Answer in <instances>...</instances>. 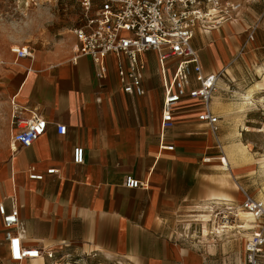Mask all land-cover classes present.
<instances>
[{"label":"crops","instance_id":"1","mask_svg":"<svg viewBox=\"0 0 264 264\" xmlns=\"http://www.w3.org/2000/svg\"><path fill=\"white\" fill-rule=\"evenodd\" d=\"M239 2L242 10L236 21L209 33L198 30L193 38L205 73L229 63L227 31L247 21L245 4ZM263 17L254 15L247 35ZM247 39L243 45L255 46ZM75 42L71 32L38 55L18 59L11 50L18 81L7 147L11 156L0 168V182L8 181L10 190L0 191V204L18 207L20 232L29 246L65 247L92 254L102 264H183L187 256L174 236L181 235L176 225L185 209L209 199L210 127L198 119L199 103L185 99L175 110V125L164 131L156 53L142 57L146 93L141 96L122 89L113 60L108 77L97 78L90 57L74 59ZM220 90L219 81L211 106L221 122L225 105L218 100ZM16 108L25 116L36 111L48 121L46 133L29 147L13 141ZM58 125H65L67 132L59 133ZM12 145L16 148L10 149ZM79 145L85 148L82 164L73 159ZM51 168L57 171L47 173ZM32 173L45 177L32 179ZM127 176L145 187H127ZM1 230L9 253L0 215Z\"/></svg>","mask_w":264,"mask_h":264},{"label":"built area","instance_id":"2","mask_svg":"<svg viewBox=\"0 0 264 264\" xmlns=\"http://www.w3.org/2000/svg\"><path fill=\"white\" fill-rule=\"evenodd\" d=\"M85 19L71 32L76 37L73 57H90L99 79L108 77L113 60L119 84L126 93L145 95L146 63L143 56L156 53L164 99L161 127L164 131L175 125V110L185 99H194L201 108L198 119L208 123L211 131L220 129V118L212 111L211 102L219 89L220 73H205L193 38L198 30L209 33L227 22L236 21L242 3L236 0H79ZM260 18L250 27L248 42L258 43ZM246 46V45H245ZM18 59L31 57L27 47L11 49ZM25 116L16 108L13 120L16 131L13 141L24 147L33 145L46 133L48 121L36 111ZM61 134L65 125H58ZM173 149L174 147H166ZM75 163L85 161V148L73 149ZM54 168L47 173H54ZM32 179L43 180L44 175L32 173ZM130 188L145 187L133 176L125 177ZM242 208L250 214L254 226L245 243L246 264H264V202L243 191ZM5 240L9 244L11 264H102L92 254L77 253L65 247L46 249L29 246L23 241L19 209L0 204ZM108 259V258H107ZM109 264H123L111 260Z\"/></svg>","mask_w":264,"mask_h":264},{"label":"rangeland","instance_id":"3","mask_svg":"<svg viewBox=\"0 0 264 264\" xmlns=\"http://www.w3.org/2000/svg\"><path fill=\"white\" fill-rule=\"evenodd\" d=\"M241 1L247 21L227 31L230 60L218 71V100L225 109L219 131L209 128V199L183 211L176 225L181 235H174L187 258L198 255L201 264H246L245 243L255 224L241 207L243 191L264 202V17L259 23L260 44L243 45L254 15L264 13V0ZM84 19L79 0H0V168L11 156L7 147L18 81L11 49L27 46L38 55L55 47ZM233 148L241 150L236 163L231 159ZM222 157L228 158L229 167ZM8 189V181L0 182L1 192ZM246 223L248 229L238 227ZM206 226L209 236H204ZM0 264H11L1 239ZM183 264H189L187 259Z\"/></svg>","mask_w":264,"mask_h":264},{"label":"bare ground","instance_id":"4","mask_svg":"<svg viewBox=\"0 0 264 264\" xmlns=\"http://www.w3.org/2000/svg\"><path fill=\"white\" fill-rule=\"evenodd\" d=\"M15 48H16V46H15ZM15 148H16L15 145L10 146V149H15ZM230 152H231L230 154L232 156L231 157L232 162L233 163H236L238 161L239 157L241 156V153H240L241 150H239L238 148H233L232 150H230ZM222 163L225 166H228V167L230 166V163H229V160H228L227 157H222ZM251 220H252V217H251ZM221 227H228V226L227 225H224V226H221ZM231 227L233 228V226H231ZM238 227L248 229L250 227V225L248 223H246V224L239 225ZM209 233H210V231H209L208 227L206 226L205 231H204V236H209ZM187 261H188L189 264H201V257L198 256V255H195V254H191L187 258Z\"/></svg>","mask_w":264,"mask_h":264}]
</instances>
